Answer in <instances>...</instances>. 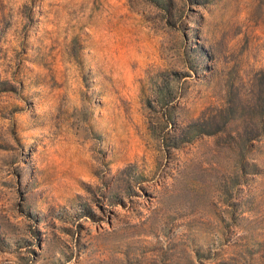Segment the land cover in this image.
<instances>
[{"label":"rangeland","instance_id":"obj_1","mask_svg":"<svg viewBox=\"0 0 264 264\" xmlns=\"http://www.w3.org/2000/svg\"><path fill=\"white\" fill-rule=\"evenodd\" d=\"M0 264H264V0H0Z\"/></svg>","mask_w":264,"mask_h":264}]
</instances>
